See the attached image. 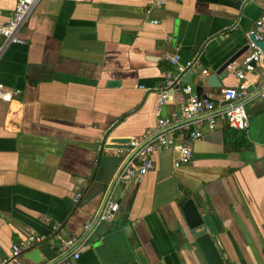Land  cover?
<instances>
[{
  "label": "crops",
  "instance_id": "0c3cea01",
  "mask_svg": "<svg viewBox=\"0 0 264 264\" xmlns=\"http://www.w3.org/2000/svg\"><path fill=\"white\" fill-rule=\"evenodd\" d=\"M152 1L40 0L18 33L24 42L3 52L0 83L18 95L0 101V260L35 235L44 237L39 264H168L171 254L205 264L180 209L190 198L225 264H264V59L241 81L226 69L218 87L205 82L235 54L241 63L264 0ZM14 6L0 0V25ZM172 55L195 60L179 86H199L196 95L243 83L249 127L202 123L192 160L178 167L175 150L153 153L154 169L111 193L114 219L87 237L83 225L95 220L123 162L114 149L154 128ZM177 89L163 116L177 110ZM64 234L80 244L75 260L55 244Z\"/></svg>",
  "mask_w": 264,
  "mask_h": 264
},
{
  "label": "built area",
  "instance_id": "2783aa9c",
  "mask_svg": "<svg viewBox=\"0 0 264 264\" xmlns=\"http://www.w3.org/2000/svg\"><path fill=\"white\" fill-rule=\"evenodd\" d=\"M40 0H15L13 12L5 24L0 25V58L7 47L12 44H22L24 41L18 36L19 31L27 22L34 6ZM165 0H153L151 8H159ZM150 23L157 24V20L150 19ZM256 41H264V7L260 15L254 21L253 30ZM249 52L245 54L241 63L233 61L226 69L233 72L238 81H241L247 72H251L255 63L264 59V52L256 47L252 41L248 42ZM165 59L174 67L175 71H165L163 82L156 91L158 94L155 113L158 116L154 128L145 134L133 137L122 147L115 148L116 153L123 155V162L116 171L110 184L108 194L94 221L83 225L87 237L104 222H111L118 211V203L111 193L119 186L134 185L140 182L143 176L155 167L152 154L164 149H173L177 157L173 162L175 167L188 164L193 158V145L198 141L202 132L199 126L212 130L217 121H222L229 129L246 131L249 127V115L242 100L245 95V85L241 83L237 87H226L220 90L217 96L196 95L190 85L179 86L180 75L191 68H196L195 60L181 63L177 55L165 56ZM201 74L208 76L207 70H201ZM178 88L181 102L177 110L163 116L162 109L170 99L172 90ZM18 95V91L12 90L0 83V101L10 102ZM202 119H197V117ZM80 194L73 196L76 203ZM264 234V224L262 225ZM44 241V237L30 235L18 243L11 245L10 254L0 260V264H21L22 252L31 250ZM58 251L65 253L72 259L79 257L80 244L73 237L65 234L56 241ZM264 257V250H263Z\"/></svg>",
  "mask_w": 264,
  "mask_h": 264
},
{
  "label": "water",
  "instance_id": "95a60500",
  "mask_svg": "<svg viewBox=\"0 0 264 264\" xmlns=\"http://www.w3.org/2000/svg\"><path fill=\"white\" fill-rule=\"evenodd\" d=\"M249 41L255 43L256 47H258L261 51L264 52V41H256L254 39V35H249ZM249 44L245 47L244 51L249 52ZM247 52V53H248ZM238 54H235L229 60L225 62V64L218 69L217 71L210 74L206 79L205 82L208 83L212 87H218L219 84L217 76L224 70L228 64L233 61H236ZM264 62V60H263ZM109 86H116L118 82L110 81L108 82ZM200 85V84H199ZM193 91H198V87L192 86ZM164 114V113H163ZM128 141V140H126ZM182 217L184 222L188 228V237L191 239V244L198 250L200 253L203 261L205 264H225L217 247L216 244L210 235L206 221L202 216L201 212L198 210L194 202L189 198H186L182 204L180 205ZM23 258L30 260L33 264H39L42 262V255L39 249L33 248L28 251L22 252Z\"/></svg>",
  "mask_w": 264,
  "mask_h": 264
},
{
  "label": "trees",
  "instance_id": "16d2710c",
  "mask_svg": "<svg viewBox=\"0 0 264 264\" xmlns=\"http://www.w3.org/2000/svg\"><path fill=\"white\" fill-rule=\"evenodd\" d=\"M170 258L172 259V261L169 260L168 264H180L177 258L173 254H171Z\"/></svg>",
  "mask_w": 264,
  "mask_h": 264
}]
</instances>
